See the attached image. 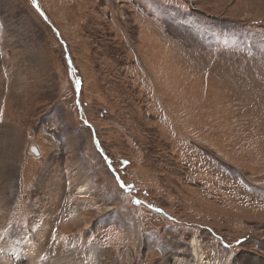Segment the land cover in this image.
Here are the masks:
<instances>
[{
    "label": "rangeland",
    "instance_id": "obj_1",
    "mask_svg": "<svg viewBox=\"0 0 264 264\" xmlns=\"http://www.w3.org/2000/svg\"><path fill=\"white\" fill-rule=\"evenodd\" d=\"M194 243L264 264V0H0V264Z\"/></svg>",
    "mask_w": 264,
    "mask_h": 264
},
{
    "label": "bare ground",
    "instance_id": "obj_2",
    "mask_svg": "<svg viewBox=\"0 0 264 264\" xmlns=\"http://www.w3.org/2000/svg\"><path fill=\"white\" fill-rule=\"evenodd\" d=\"M197 244H195V246H193L194 254H193L191 260L183 257V258L176 259L174 262H171V264H199V262H197V259H199V250L197 249V246H196ZM193 260H195V261H193ZM167 264H170V263H167Z\"/></svg>",
    "mask_w": 264,
    "mask_h": 264
},
{
    "label": "water",
    "instance_id": "obj_3",
    "mask_svg": "<svg viewBox=\"0 0 264 264\" xmlns=\"http://www.w3.org/2000/svg\"><path fill=\"white\" fill-rule=\"evenodd\" d=\"M30 153H32L33 155L39 157L41 155L40 149L36 144H32L30 146Z\"/></svg>",
    "mask_w": 264,
    "mask_h": 264
},
{
    "label": "snow or ice",
    "instance_id": "obj_4",
    "mask_svg": "<svg viewBox=\"0 0 264 264\" xmlns=\"http://www.w3.org/2000/svg\"><path fill=\"white\" fill-rule=\"evenodd\" d=\"M34 2H35V0H34Z\"/></svg>",
    "mask_w": 264,
    "mask_h": 264
}]
</instances>
